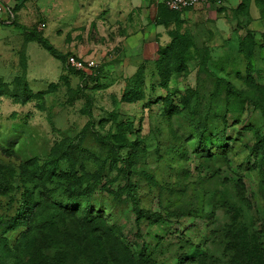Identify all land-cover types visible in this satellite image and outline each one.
<instances>
[{"label": "rangeland", "instance_id": "374dc122", "mask_svg": "<svg viewBox=\"0 0 264 264\" xmlns=\"http://www.w3.org/2000/svg\"><path fill=\"white\" fill-rule=\"evenodd\" d=\"M37 1L0 32V264H264L263 0L257 23L178 19L164 59V0Z\"/></svg>", "mask_w": 264, "mask_h": 264}, {"label": "crops", "instance_id": "0c3cea01", "mask_svg": "<svg viewBox=\"0 0 264 264\" xmlns=\"http://www.w3.org/2000/svg\"><path fill=\"white\" fill-rule=\"evenodd\" d=\"M21 1L22 0H0V4L3 6V10L0 11V32H18L17 29H24V26L20 25H25V23L19 21V18H21L23 11H18L19 7L16 8V5H20ZM139 1L140 0H137L134 3H138ZM241 3L242 0H222L221 4L226 8L224 10H221V4L217 6L213 3L207 2L204 4H200L194 8L185 9L179 13L172 12L167 6L163 5V17L160 18V20L157 21L154 26H152V28L154 27V29L151 28V30L156 32V34L154 35V39L158 47L157 50L159 51L161 46L170 44L172 42L173 34L170 32L177 31L179 20L181 25L184 24L190 27L193 26L194 28L198 25L201 26V24L198 23L202 21H216L217 19L223 18V16H225L227 12H230L231 8H236ZM31 5H35V7L39 8V0L36 2V4L31 3ZM253 5H255L254 8L257 11L258 6L256 5L255 0H252L251 2V15L254 18L255 23H257V18L254 17V14L252 13ZM37 8L35 9L38 13L39 9L37 10ZM172 17H174V20L175 18L179 20L174 21ZM212 17H214V19H212ZM170 18L171 20H168ZM260 18L263 19L262 16ZM199 26L197 27L198 29Z\"/></svg>", "mask_w": 264, "mask_h": 264}, {"label": "trees", "instance_id": "16d2710c", "mask_svg": "<svg viewBox=\"0 0 264 264\" xmlns=\"http://www.w3.org/2000/svg\"><path fill=\"white\" fill-rule=\"evenodd\" d=\"M222 1V0H221ZM251 2H252V0H242V3L241 4H239V6L238 7H236V8H231L230 9V12L235 16V17H240V15L242 14V13H246V17H249V20H250V18H252V15H251ZM263 2H264V0H263ZM255 3H256V5L258 6V8H260L261 7V9L260 10H262V6L260 5L259 6V3H260V0H255ZM221 10H224L226 7L225 6H222V4H221ZM172 11V10H171ZM172 12H177V13H179V12H181V11H172ZM264 14V13H263ZM262 14V18H264V15ZM170 33H172L173 34V39H172V42L170 43V44H167V45H163V46H161L160 47V50L158 51L159 53H160V59L162 58V59H164L163 58V55L162 54H166V53H168V52H170V53H176L177 51L178 52H180V50L178 49L179 47H181V40L179 39L180 37H179V33L176 31V32H170ZM33 40H36V41H39L38 40V38L37 37H35V38H33ZM170 55L171 54H167V59H166V61L168 62H166V63H163V67H158L157 66V64H156V66H155V70H153L152 71V76L151 77H153L154 78V81L152 82V81H150L151 82V85H150V87L152 86L154 89L156 88V85H159V86H161L163 89H166V90H169V81H170V79H171V77L174 75V73H180L181 72V70L180 69H176V68H174L173 67V64H171L169 61L171 60L170 59ZM174 55V54H173ZM172 56V55H171ZM170 59V60H169ZM79 60V59H78ZM81 61V60H80ZM164 61V60H163ZM82 62V61H81ZM84 64H86V62H84ZM162 65V64H161ZM72 68L73 69H75L76 71H78V72H81V73H87V72H85L84 70H78V69H76L75 67H73L72 66ZM94 70H95V68H94ZM156 80L158 81V83H156ZM192 88V87H191ZM191 88H187V89H191ZM186 89V90H187ZM30 89L28 88V89H26V91H29ZM31 91V90H30ZM230 91V90H229ZM151 93V96H154L155 94L154 93H152V92H150ZM2 95H4L3 94V92H0V97L2 96ZM14 97V96H13ZM34 96H32V95H30L28 92H27V95H26V99H24L23 101H21V103H24L25 104V102L27 103V102H29L32 98H33ZM155 98H156V96H154ZM149 98H151L150 96H149ZM160 98H162V99H165L164 97H160ZM156 99H159V98H156ZM259 142H261L262 143V147H264V138H261L260 140H259ZM7 173V171H6V168H5V166L3 165V167H0V197H2V195H7V190H9L11 187H12V185L14 184V181H13V184H12V182H11V178L9 179V180H6L7 178V176H8V173ZM9 193V192H8ZM7 197H8V195H7ZM28 203H30V201L29 200H27V199H24V200H22L21 202H20V206L18 207V212L16 211V213H17V219H22L23 217H22V215H23V213H26L27 212V209L28 208H25V206L24 205H28ZM29 210V209H28ZM0 219H1V215H0ZM30 220H31V218H30ZM2 223H3V225H4V229H3V233H4V235H6V233H8V232H11V231H13V230H15L16 228H18L19 226H21V224H18V223H15V225L13 226V227H10V226H8L6 223H4L3 221H2ZM29 227H31V229H32V223H30V226ZM49 236L51 237V238H53L54 240H67L68 239V237L65 235V234H61V233H59L58 232V230L57 229H55V228H50V230H49ZM0 238H3V239H5V237H0ZM83 247V246H82ZM81 247V248H82ZM86 246H85V248L83 249L84 251H86ZM47 263V262H46ZM81 264H83V259H81Z\"/></svg>", "mask_w": 264, "mask_h": 264}, {"label": "built area", "instance_id": "2783aa9c", "mask_svg": "<svg viewBox=\"0 0 264 264\" xmlns=\"http://www.w3.org/2000/svg\"><path fill=\"white\" fill-rule=\"evenodd\" d=\"M166 6L172 11H183L185 9L194 8L200 4L207 2L215 5L221 4V0H164ZM3 10V6L0 4V11ZM70 64L78 70H90L93 69L96 64L94 60L86 61V64L78 60L77 57L72 56L70 58Z\"/></svg>", "mask_w": 264, "mask_h": 264}]
</instances>
